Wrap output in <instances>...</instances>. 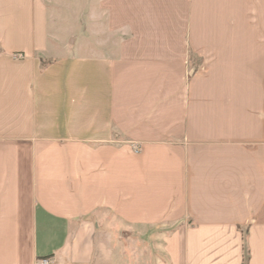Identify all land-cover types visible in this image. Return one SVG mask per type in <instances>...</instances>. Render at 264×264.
Returning <instances> with one entry per match:
<instances>
[{
  "label": "crops",
  "instance_id": "crops-1",
  "mask_svg": "<svg viewBox=\"0 0 264 264\" xmlns=\"http://www.w3.org/2000/svg\"><path fill=\"white\" fill-rule=\"evenodd\" d=\"M99 6L98 55L43 64L45 0H0V264L118 230L139 264H264V0Z\"/></svg>",
  "mask_w": 264,
  "mask_h": 264
},
{
  "label": "rangeland",
  "instance_id": "rangeland-1",
  "mask_svg": "<svg viewBox=\"0 0 264 264\" xmlns=\"http://www.w3.org/2000/svg\"><path fill=\"white\" fill-rule=\"evenodd\" d=\"M45 3L49 10L46 27L49 52L42 55L43 64L70 55L97 56L99 40H108L106 13L99 0H45ZM110 37L114 41V36ZM136 232L118 230L108 249L111 254L106 261L97 260L96 264H139L136 255L143 259L149 248L145 234Z\"/></svg>",
  "mask_w": 264,
  "mask_h": 264
},
{
  "label": "built area",
  "instance_id": "built-area-1",
  "mask_svg": "<svg viewBox=\"0 0 264 264\" xmlns=\"http://www.w3.org/2000/svg\"><path fill=\"white\" fill-rule=\"evenodd\" d=\"M43 263L48 264L49 263V260L48 259H44L43 260Z\"/></svg>",
  "mask_w": 264,
  "mask_h": 264
},
{
  "label": "trees",
  "instance_id": "trees-1",
  "mask_svg": "<svg viewBox=\"0 0 264 264\" xmlns=\"http://www.w3.org/2000/svg\"><path fill=\"white\" fill-rule=\"evenodd\" d=\"M243 264H246V262H244Z\"/></svg>",
  "mask_w": 264,
  "mask_h": 264
}]
</instances>
